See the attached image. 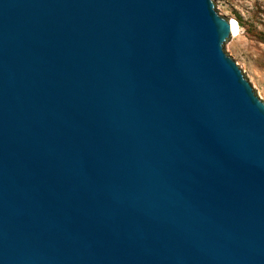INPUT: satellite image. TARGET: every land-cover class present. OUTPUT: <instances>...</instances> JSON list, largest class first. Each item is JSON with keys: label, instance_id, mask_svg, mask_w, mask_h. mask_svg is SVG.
<instances>
[{"label": "water", "instance_id": "water-1", "mask_svg": "<svg viewBox=\"0 0 264 264\" xmlns=\"http://www.w3.org/2000/svg\"><path fill=\"white\" fill-rule=\"evenodd\" d=\"M213 0H0V264H264V100Z\"/></svg>", "mask_w": 264, "mask_h": 264}, {"label": "rangeland", "instance_id": "rangeland-1", "mask_svg": "<svg viewBox=\"0 0 264 264\" xmlns=\"http://www.w3.org/2000/svg\"><path fill=\"white\" fill-rule=\"evenodd\" d=\"M220 15L236 20L239 33L226 45L229 56L264 100V0H213Z\"/></svg>", "mask_w": 264, "mask_h": 264}, {"label": "bare ground", "instance_id": "bare-ground-1", "mask_svg": "<svg viewBox=\"0 0 264 264\" xmlns=\"http://www.w3.org/2000/svg\"><path fill=\"white\" fill-rule=\"evenodd\" d=\"M234 21H235L236 26H237V34H238L239 33V24H238V22L236 20H234Z\"/></svg>", "mask_w": 264, "mask_h": 264}]
</instances>
